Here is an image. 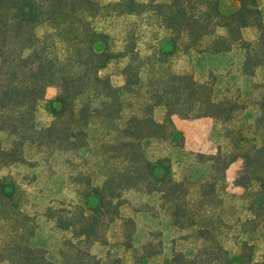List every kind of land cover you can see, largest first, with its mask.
I'll return each mask as SVG.
<instances>
[{"label":"trees","instance_id":"1","mask_svg":"<svg viewBox=\"0 0 264 264\" xmlns=\"http://www.w3.org/2000/svg\"><path fill=\"white\" fill-rule=\"evenodd\" d=\"M263 1L240 0L237 8L227 10L223 0H0V131L11 137L8 146H0V167L27 161L28 146L42 155L92 150L100 161L115 160L114 170L93 185L90 195L97 194L99 201H87L90 211L54 213L56 222L73 234L67 245L79 251L84 244L89 249L86 255H75L77 264H95L97 257L90 248L108 244L99 218L105 216V207L114 212L111 220L121 218L119 199L129 188L159 193L175 224L193 228L205 240L214 237L211 253L223 257L209 264H264V258L254 259L255 244L251 247L248 238L240 241L239 254L231 256L209 222L213 217L209 204L201 200L200 207L194 208L187 182L173 177L171 158L152 159L146 151V141L154 136L184 139L175 114L229 122L241 108L238 102L218 97L214 78L201 82L192 74L176 73L162 54L144 53L130 37L123 49H112L110 35L97 25L98 17L112 13H155L159 26L171 32L175 46L183 42L187 48L220 53L240 44L246 50L244 65L255 70L264 66ZM247 26L258 27L259 36L246 40L242 29ZM123 58L128 59L122 68L125 83L117 86L103 70ZM51 85L57 86L58 94L48 100L52 120L42 124L38 111ZM256 88L264 118V81ZM157 107L163 108L161 120L155 118ZM230 134L229 147L208 156L215 169L200 187L209 185L215 191L218 181L224 180L215 171L225 172L242 157L236 184L251 192L243 232L251 224L256 231L257 226L264 227V129L253 136L243 130L237 136L232 130ZM16 190L14 182L0 178V263L52 264L44 249L30 244L35 223L18 206ZM250 249L252 257L246 258L244 251ZM186 258L182 264H201L197 255Z\"/></svg>","mask_w":264,"mask_h":264},{"label":"rangeland","instance_id":"2","mask_svg":"<svg viewBox=\"0 0 264 264\" xmlns=\"http://www.w3.org/2000/svg\"><path fill=\"white\" fill-rule=\"evenodd\" d=\"M221 4L227 10L235 9L240 0H223ZM262 8L264 11V1ZM157 18L155 13L149 12L141 15L112 13L98 17L97 25L110 35L112 49H123L125 40L130 37L134 46L144 53L157 51L162 54L165 64L176 73L192 74L201 82L214 78L216 95L233 98L241 108L229 122L212 116L187 118L175 114L174 122L183 132L184 139L174 141L154 136L146 141L147 154L152 159L171 158L173 177L187 182L194 208L200 207L201 200L209 204L213 213L209 222L218 229L217 238L230 250L231 256L239 254L240 241L248 238L251 247L255 244L254 259H262L264 227L257 226L254 231L252 224L245 225L247 231L243 232L251 196V192L236 184L244 165L243 158L234 160L225 172L220 168L215 171L217 177H224L218 181L215 191L209 185L201 189L200 184L215 169L208 156L217 153L220 147L224 150L229 147L231 130L236 136L241 130L253 136L264 129V118H261L262 111L257 104L260 89L256 88L264 81V66L255 70L251 65L245 66L246 50L240 44L220 53L187 48L183 42L175 46L171 32L160 27ZM242 33L246 40H253L260 31L256 26H247ZM127 62L126 58L113 60L103 73L110 74L113 83L121 86L125 83L122 68ZM57 94V86L47 88V100L40 104L38 111L42 124L52 120L48 100ZM155 118H163V108H156ZM156 132L160 133V129ZM10 142L8 133L0 131V146L6 147ZM40 153L35 146L26 147L27 161L1 166L0 178L6 177L16 184L15 200L35 223L30 244L44 249L52 264H77L75 255H86L89 249L84 244L80 245L79 251L67 245L73 234L56 222L54 213L66 214L78 209L90 211L87 201L89 204L99 201L97 194L90 195L93 185L114 170L115 160L107 157L100 161L98 153L92 150ZM122 182L127 183L123 179ZM202 193L206 196L202 197ZM119 202L121 218L111 220L114 212L106 207L105 216L99 218L101 232L106 235L108 244L97 243L90 248L97 257L95 264H182L186 257L196 255L201 264H209L214 258L222 259L219 252L211 253L216 246L214 237L207 234L205 240L193 228L175 224L173 214L162 206L159 193L129 188L123 191ZM75 205L79 207L75 208ZM244 252L246 258L252 257V249Z\"/></svg>","mask_w":264,"mask_h":264}]
</instances>
